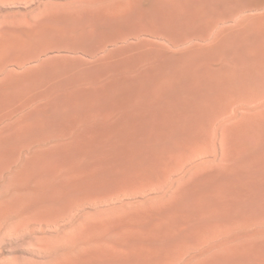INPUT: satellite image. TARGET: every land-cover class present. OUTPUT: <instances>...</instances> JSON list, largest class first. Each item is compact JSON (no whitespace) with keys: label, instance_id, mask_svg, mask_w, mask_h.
Instances as JSON below:
<instances>
[{"label":"rangeland","instance_id":"obj_1","mask_svg":"<svg viewBox=\"0 0 264 264\" xmlns=\"http://www.w3.org/2000/svg\"><path fill=\"white\" fill-rule=\"evenodd\" d=\"M0 264H264V0H0Z\"/></svg>","mask_w":264,"mask_h":264},{"label":"crops","instance_id":"obj_2","mask_svg":"<svg viewBox=\"0 0 264 264\" xmlns=\"http://www.w3.org/2000/svg\"><path fill=\"white\" fill-rule=\"evenodd\" d=\"M51 97L52 98L49 99V101L54 102V100L55 101L60 100V99H53L54 96H51ZM71 100H74V99H70L69 101H71ZM94 100H106V102L108 103V102L115 101L116 99L106 98V99H94ZM39 101H40L39 107L42 109V115H41L42 118H40L38 120L39 125H47V123H51V124L59 123L58 120H56V119H54V120L53 119H51V120L47 119L48 117L56 118V116L61 115V112L59 111V108L57 107V104L54 105V103H53V104H49L48 105L47 104V101H48L47 98L43 99V100L40 99ZM41 101H46V102L41 103ZM75 101H77V99H75ZM52 106H54V107L52 108ZM46 107H50V111L49 112H47V108ZM22 109H23V112H24L25 111L24 108H22ZM71 122H72V120H71ZM74 122L77 123V121H74ZM42 140L45 141L46 137L45 136L42 137ZM27 147H30V145H28Z\"/></svg>","mask_w":264,"mask_h":264}]
</instances>
